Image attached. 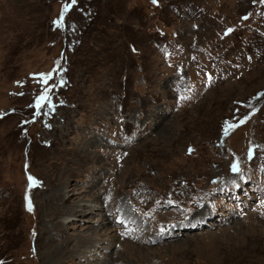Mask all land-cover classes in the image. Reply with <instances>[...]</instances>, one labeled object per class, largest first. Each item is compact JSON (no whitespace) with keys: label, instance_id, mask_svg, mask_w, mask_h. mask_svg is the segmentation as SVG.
Returning <instances> with one entry per match:
<instances>
[{"label":"rangeland","instance_id":"rangeland-1","mask_svg":"<svg viewBox=\"0 0 264 264\" xmlns=\"http://www.w3.org/2000/svg\"><path fill=\"white\" fill-rule=\"evenodd\" d=\"M103 260L264 264L261 0H0V264Z\"/></svg>","mask_w":264,"mask_h":264},{"label":"bare ground","instance_id":"bare-ground-1","mask_svg":"<svg viewBox=\"0 0 264 264\" xmlns=\"http://www.w3.org/2000/svg\"><path fill=\"white\" fill-rule=\"evenodd\" d=\"M91 192V191H90ZM88 202V201H87ZM86 202V204H83V205H81V204H79V205H77L74 209H72V212L74 213V214H77V215H88V214H92V213H94L95 212V215L96 216H99L100 217V221L102 220V221H105L104 223H101V222H98V221H96V226L98 227V225H102V224H104V225H109L110 223H113V221L114 220H111V219H109V217H107V213L106 212H108V210L106 211L105 209H102V208H104V207H101L100 208V206L97 204V202L94 200V198H91V200L87 203ZM79 211H80V213H79ZM120 211V213H121V215H122V217H123V221H124V219L126 218V216H127V212H126V210L125 209H123V210H119ZM121 217V218H122ZM98 222V223H97ZM100 223V224H99ZM126 226V225H125ZM132 226V225H131ZM102 227V226H101ZM135 227V226H134ZM99 228V227H98ZM98 228H96L95 229V232H96V230L98 229ZM102 229H104V228H102ZM99 230H100V228H99ZM98 230V231H99ZM122 230V229H121ZM112 231V230H111ZM113 231H116V230H113ZM112 231V232H113ZM137 231V230H136ZM119 232V231H118ZM131 233V232H130ZM122 234V233H121ZM111 236V235H110ZM137 236V235H136ZM115 237H117V235H112V237L110 238V237H108L106 240L108 241V243L110 244V245H112L113 246V242L110 240V239H112V238H115ZM105 241V240H104ZM106 241V242H107ZM100 242H101V238H98V239H96V242H94V243H92L91 245H90V247H87L88 249L87 250H85V252H84V255H93V254H95L97 251L95 250V249H98L99 247V244H100ZM123 247V246H122ZM121 247V248H122ZM124 248V247H123ZM104 249V248H103ZM107 249H111V246H109ZM95 250V251H94ZM102 264H108L107 262H105V260H103L102 261Z\"/></svg>","mask_w":264,"mask_h":264},{"label":"snow or ice","instance_id":"snow-or-ice-1","mask_svg":"<svg viewBox=\"0 0 264 264\" xmlns=\"http://www.w3.org/2000/svg\"><path fill=\"white\" fill-rule=\"evenodd\" d=\"M73 3H75V0H72ZM153 2L155 3L156 0H153ZM262 3H264V0H261ZM65 11H67V8L65 9ZM58 23H62V20ZM52 77L51 75H48V76H41L39 79L40 81L44 84V85H47L48 83V80H50ZM51 91V88L49 87H45L41 93V95L38 97V102H37V107H42V104L40 103V101H44V102H49L50 103V99L51 97L48 95V93ZM237 169L235 168V166L233 167V171H236ZM29 182H30V185H34L36 183V181L34 180V178L32 177H29ZM28 208L29 210H31V202L30 200L28 201Z\"/></svg>","mask_w":264,"mask_h":264}]
</instances>
